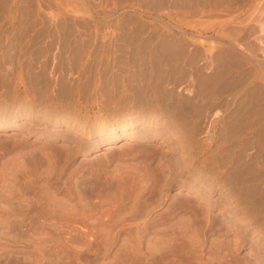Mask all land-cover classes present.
<instances>
[{"label":"rangeland","instance_id":"374dc122","mask_svg":"<svg viewBox=\"0 0 264 264\" xmlns=\"http://www.w3.org/2000/svg\"><path fill=\"white\" fill-rule=\"evenodd\" d=\"M0 117V264H264V0H0Z\"/></svg>","mask_w":264,"mask_h":264},{"label":"bare ground","instance_id":"6f19581e","mask_svg":"<svg viewBox=\"0 0 264 264\" xmlns=\"http://www.w3.org/2000/svg\"><path fill=\"white\" fill-rule=\"evenodd\" d=\"M253 47H254V45H253ZM211 52V51H210ZM195 105V104H194ZM27 107V106H26ZM193 108V107H192ZM198 108V107H197ZM190 112V111H189ZM153 113V112H152ZM196 114V113H195ZM200 115V114H199ZM30 116H32L30 113H28V112H26V108L24 109L23 108V110L22 111H19V112H14V113H10L9 114V116H6V118L4 119V121H7L8 120V122L9 123H13L17 118H21V117H30ZM2 118L0 117V120H1ZM50 119V118H49ZM148 122V121H147ZM192 123V122H191ZM137 124V120H134V121H131L130 122V125H129V127H128V129L129 128H133V127H135V125ZM125 123L123 124L122 123V126H120V128H122V130H125ZM2 129H0V130H3V127H1ZM199 131V130H198ZM142 133V132H141ZM142 135H149L147 132H146V134H142ZM151 135V134H150ZM117 141V139H114V141L113 142H116ZM125 143H123L124 145H122V146H129L130 144H131V141L130 140H125L124 141ZM113 144L114 143H112V144H110V145H108V146H113ZM21 145V144H20ZM30 147V146H29ZM109 148V147H108ZM107 148V149H108ZM111 149H113V147H110ZM31 150V149H30ZM35 150V149H34ZM96 150H98L97 148H94L92 151H90L88 154H92V153H94V152H96ZM110 150V149H109ZM46 156V155H45ZM151 157V156H150ZM23 158V157H22ZM21 158V159H22ZM47 159H48V157H47ZM36 160H38V159H36ZM41 160V159H40ZM54 160V159H53ZM57 160V159H56ZM150 161V160H149ZM27 162H28V160H27ZM40 162V161H39ZM38 162V163H39ZM48 162V161H47ZM57 161H55V163H56ZM18 163V162H17ZM49 163V162H48ZM54 163V162H53ZM52 163V164H53ZM61 163V162H60ZM63 163V162H62ZM22 164H23V162H22ZM31 164V163H30ZM37 164V163H36ZM152 164V163H151ZM159 164V163H158ZM27 165H28V163H27ZM58 165V164H57ZM63 165V164H62ZM65 165V164H64ZM150 165V164H149ZM14 166V165H13ZM18 166V165H17ZM16 166V168L15 169H11V171L10 172H8V173H2V175H0V229H2V230H4V229H6V228H8L9 227V225L13 222L14 224H15V227H16V229L18 228V229H20V227L21 226H24L23 225V221H24V216H25V214L28 212V211H34L35 210V212H36V210L37 209H39L41 206H40V204H37V202L36 201H32L33 200V197H38L39 196V194H38V192L39 191H37V186H36V184L35 185H32L31 186V189H30V187H27L26 185H28V183L26 184L25 182L26 181H24L25 179V174H24V172H23V169H20V168H18ZM49 166V165H48ZM47 166V167H48ZM92 166H94V165H92ZM152 166H153V164H152ZM156 166V165H155ZM161 166V165H160ZM21 167H23V166H21ZM33 167H35V165L33 166ZM47 167H46V169H47ZM56 167V166H55ZM55 167H53V169L55 168ZM59 167V166H58ZM133 167V166H132ZM29 168V167H28ZM60 168H65V167H60ZM141 168V167H140ZM149 168V167H148ZM35 169V168H34ZM38 169V168H37ZM56 169V168H55ZM66 169V168H65ZM149 169H151V168H149ZM154 169V168H153ZM166 169V168H165ZM25 170H26V168H25ZM28 170V169H27ZM138 170V169H137ZM155 170V169H154ZM31 171H32V169H31ZM36 171V170H35ZM52 171V170H51ZM56 171V170H55ZM57 171H60V169L59 170H57ZM153 171V170H152ZM3 172H5V170H3ZM46 172H48V170L46 171ZM63 172V171H62ZM141 172V171H140ZM32 173H33V171H32ZM35 173V172H34ZM51 173V172H50ZM49 173V174H50ZM60 173V172H59ZM157 173V172H156ZM161 173H162V171H161ZM72 174V173H71ZM47 175V174H46ZM54 175V174H53ZM146 175V174H145ZM162 175V174H161ZM33 176V175H32ZM72 176V175H71ZM93 176V175H92ZM136 176V175H135ZM163 177H164V175H162ZM161 176V177H162ZM30 177V176H29ZM39 177V176H38ZM47 178H48V180H49V177L48 176H46ZM56 177V176H55ZM70 177V176H69ZM91 177V176H90ZM94 177V176H93ZM96 177V176H95ZM170 177V176H169ZM136 178H137V176H136ZM41 179V178H40ZM142 179H143V177H142ZM141 179V180H142ZM152 179V178H151ZM150 179V180H151ZM168 179V178H167ZM14 181V183H13V185H11L10 186V184L8 183V181ZM29 180V179H28ZM43 180V179H42ZM51 180V179H50ZM96 180V179H95ZM144 180V179H143ZM156 180V179H155ZM12 181V182H13ZM43 181H45V180H43ZM93 181V180H92ZM148 181L149 180H147V182H146V180H144L143 182H141V185L139 186V188H140V190L138 189V191H141V192H139V195H141V197H143V196H145L146 197V195H148V191H149V189H147V188H150L149 187V185H150V183H148ZM34 182L35 181H33V184H34ZM37 182V181H36ZM76 182V181H75ZM155 182V181H154ZM45 183V182H44ZM82 183V182H81ZM81 183H76L77 185H76V187H77V189L78 188H83L84 186V190H85V193H86V195L87 194H89L90 192L91 193H93L92 191H91V188L93 189V186L92 187H90V186H87V185H85V182H83V184H81ZM96 183H98V182H96ZM109 183V182H108ZM136 183V182H135ZM153 183V182H152ZM159 183V182H158ZM164 183V182H163ZM31 184H32V182H31ZM43 184V183H42ZM88 184V183H87ZM161 184V183H160ZM95 185V184H94ZM165 185V184H164ZM74 186V185H73ZM106 186V185H105ZM155 186V185H154ZM41 187V186H40ZM51 187V186H50ZM102 187V186H101ZM107 187V186H106ZM39 188V187H38ZM43 188H44V186H43ZM51 188H53V187H51ZM96 188V187H95ZM108 188H110V187H108ZM114 188V187H113ZM153 188V187H152ZM160 188V187H159ZM158 188V189H159ZM40 189V188H39ZM151 189V188H150ZM45 190V189H44ZM44 190H43V195H44ZM51 190V189H50ZM72 190V189H71ZM113 190V189H112ZM118 190V189H117ZM116 190V191H117ZM148 190V191H147ZM155 190V189H154ZM153 190V191H154ZM165 190V189H164ZM25 191H29L30 192V194L32 193V195H33V197H32V199H31V201L33 202L32 204H29L28 205V202H27V204H26V202H25V199H24V197H25ZM48 191V190H47ZM152 191V190H151ZM156 191V190H155ZM41 192V191H40ZM52 192V191H51ZM158 192V191H157ZM156 192V193H157ZM159 192H160V190H159ZM158 192V193H159ZM90 193V194H91ZM96 193V192H95ZM152 193V192H151ZM155 193V192H154ZM161 193V192H160ZM29 194V193H28ZM46 194V193H45ZM89 194V196H91ZM153 194V193H152ZM41 195V194H40ZM54 195V194H53ZM52 195V196H53ZM135 195H136V193H135ZM153 196V195H152ZM30 197H31V195H30ZM41 197H43L42 195H41ZM46 197V196H45ZM86 197V196H85ZM88 197V196H87ZM135 197V196H134ZM39 198V197H38ZM48 198V197H47ZM83 198V197H82ZM139 198V197H138ZM30 199V198H29ZM35 199V198H34ZM41 199V198H40ZM50 199V198H49ZM84 199V198H83ZM88 198H86L85 200H87ZM53 200H54V198H53ZM56 200V199H55ZM82 200V199H81ZM137 200V199H136ZM57 201V200H56ZM146 201V200H145ZM38 203H39V201H38ZM135 203V202H134ZM142 203H144V202H142ZM48 204V203H47ZM49 204H50V202H49ZM140 204V203H139ZM56 205V204H55ZM138 205V204H137ZM139 206V205H138ZM136 207V206H135ZM140 207V206H139ZM43 208H45V207H43ZM56 208H57V205H56ZM41 209H42V207H41ZM48 209V208H47ZM135 210V209H134ZM39 211V210H38ZM41 211V210H40ZM34 212V213H35ZM26 217V216H25ZM29 217V216H28ZM27 218V217H26ZM26 220V219H25ZM13 226V225H12ZM10 227H11V225H10ZM12 228V227H11ZM9 229V228H8ZM14 231V230H13ZM12 232V231H11ZM20 232V231H19ZM23 232V231H22ZM23 234V233H22ZM21 234V235H22ZM9 235V234H8ZM20 235V236H21ZM19 236V235H18ZM19 236V237H20ZM18 239V238H17ZM21 239V238H20Z\"/></svg>","mask_w":264,"mask_h":264}]
</instances>
